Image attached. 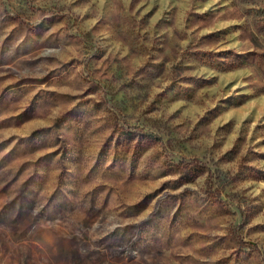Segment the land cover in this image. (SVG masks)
<instances>
[{"label": "rangeland", "instance_id": "1", "mask_svg": "<svg viewBox=\"0 0 264 264\" xmlns=\"http://www.w3.org/2000/svg\"><path fill=\"white\" fill-rule=\"evenodd\" d=\"M0 264H264V0H0Z\"/></svg>", "mask_w": 264, "mask_h": 264}]
</instances>
